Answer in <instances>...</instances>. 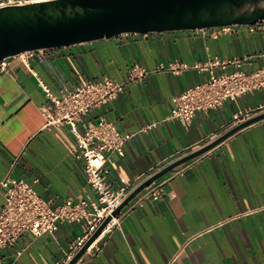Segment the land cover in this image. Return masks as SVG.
Here are the masks:
<instances>
[{
  "label": "crops",
  "instance_id": "0c3cea01",
  "mask_svg": "<svg viewBox=\"0 0 264 264\" xmlns=\"http://www.w3.org/2000/svg\"><path fill=\"white\" fill-rule=\"evenodd\" d=\"M218 59L239 61L229 71L264 65V24L129 34L8 60L0 72V182L10 173L53 207L67 198H96L70 128L45 127L44 89L62 98L88 81L124 82L135 64L146 77L127 82L116 101L84 116L110 120L132 136L123 156L108 159L109 187L120 188L122 179L133 181L212 135L220 138L235 114L260 113L264 89L200 111L189 126L169 119L174 97L207 80L209 71L200 67ZM153 122L158 125L147 129ZM181 168L160 200L135 208L76 264H264V120ZM4 205L1 192L0 213ZM81 233V224L63 223L54 234L24 235L0 255L4 264H57Z\"/></svg>",
  "mask_w": 264,
  "mask_h": 264
},
{
  "label": "built area",
  "instance_id": "2783aa9c",
  "mask_svg": "<svg viewBox=\"0 0 264 264\" xmlns=\"http://www.w3.org/2000/svg\"><path fill=\"white\" fill-rule=\"evenodd\" d=\"M48 1L52 0H0V8ZM230 28L232 27L222 29L228 31ZM33 54L35 53L20 57ZM238 64V60L218 59L201 66L200 69L209 71V78L174 97L175 109L169 119L189 126L200 111L218 109L229 100L237 101L246 94L263 90L264 65L250 72L228 70L229 66ZM6 65L7 61L0 64V72L6 70ZM216 67L221 68L222 71L216 72L214 70ZM169 68L177 71L172 65ZM146 75L147 71L139 64H135L130 70L128 80L124 82H117L111 78L100 82L88 81L74 90H64L62 98L54 96L47 87L44 89L50 101V104L43 108L47 118L45 127L68 126L70 128L75 139V147L79 151L78 156L85 162L84 171L87 182L95 190L96 198H78L77 200L67 198L62 204L53 207L51 202L44 200L36 193L33 185L14 178L9 173L0 182V193L3 192L5 196V205L0 213V252L13 247L24 235L39 237L44 234H54L60 224L78 223L82 227L81 235L72 244L70 251L57 262V264H69L108 219L110 221L86 252L94 248L105 233L121 228L135 208L143 207L145 201L160 200L165 195L170 180L176 175L183 174L186 168L178 167L169 172V176L166 174L152 182L128 204V207L115 215V212L143 183L170 164L219 138L218 135H212L195 145L191 151L158 164L150 172L133 181L122 179L120 188L109 187L110 171L106 168L108 159L112 154L123 156L125 144L132 136L122 134L110 120L100 118L96 121H87L84 116L116 101L124 92L127 82L142 81ZM263 112L264 108H261L260 113ZM260 113L255 110L241 111L234 115L229 127L234 128ZM157 125V122H153L146 128H154ZM80 126L83 127L82 130ZM0 264H4L1 255Z\"/></svg>",
  "mask_w": 264,
  "mask_h": 264
},
{
  "label": "water",
  "instance_id": "95a60500",
  "mask_svg": "<svg viewBox=\"0 0 264 264\" xmlns=\"http://www.w3.org/2000/svg\"><path fill=\"white\" fill-rule=\"evenodd\" d=\"M264 24V0H52L0 8V64L40 51L129 34L210 30ZM264 120V112L232 128L143 183L115 212L152 182L208 153L239 131ZM108 219L69 264H76Z\"/></svg>",
  "mask_w": 264,
  "mask_h": 264
}]
</instances>
